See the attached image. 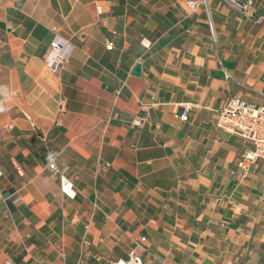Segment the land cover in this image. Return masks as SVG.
I'll return each mask as SVG.
<instances>
[{
  "label": "crops",
  "instance_id": "0c3cea01",
  "mask_svg": "<svg viewBox=\"0 0 264 264\" xmlns=\"http://www.w3.org/2000/svg\"><path fill=\"white\" fill-rule=\"evenodd\" d=\"M255 2L250 22L210 0L213 44L184 0H0V264H112L136 243L142 264H264V162L239 179L250 145L214 113L264 105ZM181 103L199 106L184 123Z\"/></svg>",
  "mask_w": 264,
  "mask_h": 264
},
{
  "label": "built area",
  "instance_id": "2783aa9c",
  "mask_svg": "<svg viewBox=\"0 0 264 264\" xmlns=\"http://www.w3.org/2000/svg\"><path fill=\"white\" fill-rule=\"evenodd\" d=\"M232 9L238 10L243 19L246 21H253L257 14L259 7L255 0H224ZM210 0H184L185 6H187L188 12L195 13L201 9L207 16V26L209 29L210 37L213 44H217L216 32L214 25L210 17ZM96 13L100 15L102 13L101 7L96 6ZM261 19L264 20V9L261 14ZM141 44L145 49L150 48V42L142 40ZM105 48L111 49L112 44L108 40H104ZM51 53L46 59L48 68L52 72H56L64 62L66 56L65 52L60 53V46L53 42L50 45ZM193 107H199L192 103L176 104V118L180 122H186L188 119V113ZM210 111H213L209 107H205ZM146 110V109H144ZM146 112V111H145ZM216 126L220 130L233 135L243 142L250 145V148L245 149L237 161L238 176L239 179L245 180L253 172V168L257 162H264V105H258L244 98L231 97L228 99L226 105L219 110H215ZM146 116L138 118L135 122L140 125ZM54 161H51L47 169L51 176L60 174L61 183L60 189L63 196L73 199L75 197V191L73 182L63 177V172H60ZM17 172H19L17 170ZM2 178V172L0 169V179ZM261 199L264 200V186L261 190ZM135 247L128 253L126 259H118L112 264H142V259L135 252Z\"/></svg>",
  "mask_w": 264,
  "mask_h": 264
},
{
  "label": "clouds",
  "instance_id": "9594fccd",
  "mask_svg": "<svg viewBox=\"0 0 264 264\" xmlns=\"http://www.w3.org/2000/svg\"><path fill=\"white\" fill-rule=\"evenodd\" d=\"M12 95H14V93L11 90H9L6 86H0V96L8 98ZM3 111H6V109L3 107L2 104H0V112Z\"/></svg>",
  "mask_w": 264,
  "mask_h": 264
},
{
  "label": "water",
  "instance_id": "95a60500",
  "mask_svg": "<svg viewBox=\"0 0 264 264\" xmlns=\"http://www.w3.org/2000/svg\"><path fill=\"white\" fill-rule=\"evenodd\" d=\"M132 75L133 76H140V65H136L135 67H134V70H133V72H132Z\"/></svg>",
  "mask_w": 264,
  "mask_h": 264
}]
</instances>
